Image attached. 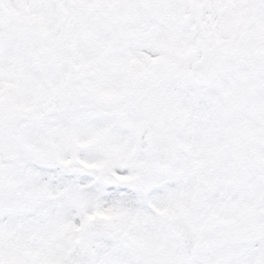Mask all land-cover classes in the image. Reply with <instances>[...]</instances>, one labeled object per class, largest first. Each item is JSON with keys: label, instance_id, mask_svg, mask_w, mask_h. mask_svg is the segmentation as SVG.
<instances>
[{"label": "snow or ice", "instance_id": "obj_1", "mask_svg": "<svg viewBox=\"0 0 264 264\" xmlns=\"http://www.w3.org/2000/svg\"><path fill=\"white\" fill-rule=\"evenodd\" d=\"M0 264H264V0H0Z\"/></svg>", "mask_w": 264, "mask_h": 264}]
</instances>
